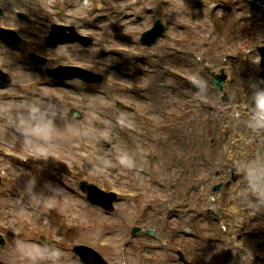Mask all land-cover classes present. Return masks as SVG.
<instances>
[{
    "label": "rangeland",
    "instance_id": "obj_1",
    "mask_svg": "<svg viewBox=\"0 0 264 264\" xmlns=\"http://www.w3.org/2000/svg\"><path fill=\"white\" fill-rule=\"evenodd\" d=\"M26 1L31 2L33 0ZM90 1L91 0H88V2L83 1L82 3H84V6H88ZM188 2L190 3V0L176 1L177 5L181 7L179 13L181 18L188 22L197 23L200 27L198 42H196L197 40H193L195 42L191 41L182 55V57L186 58L189 62L194 63L195 67L188 63L187 65H184L181 62H170V58L167 55L169 53L166 52V54H162L164 59H159L158 57L161 56L159 55L157 58L149 59L148 61H150V63L146 62L147 64L154 66L153 68L157 71H159L157 69L158 63H164V65L168 64L170 67L180 70L185 74H190L195 77L199 76V73L197 74V70L202 65L198 63V61L193 60L192 56L189 54L190 49H193L197 53L204 49H208V52L210 49H214L211 55L207 54V56H209V60L211 59L210 61L215 65H212L214 68L217 67L221 61L223 56V52H221V48L223 50V44L221 42L225 41V39L217 33L212 34V18L219 16L223 19L226 15L234 18L236 16L235 11H239L240 8L233 9V12L229 14H221L216 10H212L211 12L208 9H187L189 5ZM15 6H18L17 3H15ZM242 7H249V5L243 4ZM82 11L83 9L81 7V10H78V12L81 13ZM242 14L243 18L244 16L251 15L249 11L246 13V10L244 9ZM111 15L108 16L107 21L94 25L92 34L95 38L90 47L82 49L81 52L78 51L76 46L63 48L60 49L58 53L66 56L68 58L67 61L79 62L84 65H87V62L94 59L101 60L102 57L98 55L97 49L99 47L104 48L112 45V43L116 41L113 34L118 33V19ZM154 18L155 17L153 15H145L142 17V21H140V23L136 24L132 22V26L128 32L131 35L133 34V31H137L143 25H151V22L148 23L147 20ZM230 22L231 21H226L228 25L231 24ZM259 23L261 24L257 25ZM250 24L254 25L251 31L252 36L255 37L256 40L253 41H257V39L260 40V33L264 32V12L260 11L259 8H256V12H254L247 21H243L242 26L248 27ZM226 27L228 26L226 25ZM231 31V34L236 32L233 25H231ZM174 35L180 36L177 33ZM4 47L0 44L1 69L9 70L14 75L16 80L22 82L29 81L37 77L34 73H28L27 70L30 69V67L27 64L20 66L14 60V56H16L14 51ZM118 58L119 57H115V55L104 57L105 60L114 61V63L118 65V70L107 71L109 74L107 76L109 80L118 79L126 82L144 84H149L152 81L147 76H144L143 80L142 76H138V74L133 73L129 65V61L131 60L128 61L127 57L120 55L119 60L115 61ZM88 59L90 60L87 61ZM247 60H240L243 63L241 68L245 73H247L246 77L237 75L234 70L231 68L229 69L230 71H233V75L236 76L234 77L231 74V85L233 88H229L228 86V90L230 91L229 94L232 96H237L234 92L236 91V80L239 78L240 80L247 81V86L251 85V81H249L251 80V74H254L257 68H252L251 64H254V62L248 58ZM235 64L237 65L239 63ZM235 64H233V69L238 67L235 66ZM229 67L230 66H228V68ZM165 77L166 79L164 80V85H168L166 89L161 90L158 87L154 92L155 96L151 94L153 91H150L149 89L150 94L147 91L142 97H135L136 101L133 96L123 90L109 89L108 87L110 85L106 82H102L98 85H85L74 81L71 82L70 89H51V95L50 93L37 94L33 92L20 93L16 91L0 92L3 94L2 97L6 95V97L10 98L8 102L0 105V116L6 118V122L0 121V145L6 147L7 149H13L16 143H21L27 150L37 154L35 160L40 157H44L47 153L56 152L68 155L70 158L71 156H74L72 149H70V144H78L82 137H88V141L92 143V147L95 146L94 151H96L95 149L99 151L100 157L103 158V161L114 165L112 160L115 156L111 153L107 145L99 143L98 137L96 136L97 133L104 136L111 135L112 139L114 137L116 139L115 147L119 150V154L120 152H123L125 156L123 158L127 162L124 163L125 166L121 171H124L128 178L125 181H122V185L128 189L143 192L145 194L144 198H148L147 200H150L146 206L148 207L147 214L142 218L139 217L138 214L141 206L140 204L124 202L116 205L115 212L111 214L103 212L107 215H100V211L91 207L85 199V195L79 191L78 187H76V180L67 177V175L63 174L58 167L57 170L44 176L43 179L46 183H48L47 185L51 190L50 196H53V198L51 197L53 199L52 201L55 205L59 203L63 206L61 209L66 215L65 217H67L66 221L70 223L75 230L74 233L66 235V233L63 232V229H65L64 222H60L55 219L54 212L45 203L44 196L41 194L39 189H37L36 184L34 183V176L28 170L24 171L20 169L17 166V163L7 162L5 167L8 172L14 176L22 186H25L34 197L30 196L29 198L30 201H33V206L26 205L23 199L16 198L7 187L0 185V221H3V218L9 219L7 235L4 237L6 245L2 248L0 247V264H45L42 262L43 258L53 260L52 264H75L77 261L76 257L65 249L54 248V250H46L52 247L46 246V249H41L40 247L33 245V240L36 239L35 235L40 233L41 227L45 224L50 226L49 229L53 232V234H62L60 237L61 241L80 240L83 244L92 248H94L95 242L100 240L107 245L109 243L111 251L105 250V252H101V255L108 261L115 264H122V262H129L130 264H144L139 259L140 255H145L140 253L142 244L153 245L157 251L160 250L159 253L151 252L150 254H153L154 256L159 255L160 259H165L166 257L170 258L171 255L168 254L167 248H169V244H172V241L177 240V237L165 227L164 222L170 219L168 222H170L169 225L171 226H175L176 222L174 217L168 218L165 216V213L163 212L164 208L162 207L161 202L164 203L165 197L167 196L173 198L175 196V190L177 194H180V199L181 197H186L191 190V181L198 184V178L204 179L205 182L198 184L196 189L193 190L192 200L194 204H198L200 208H202V206H212L213 201H222L226 203L224 206L228 207L230 205L229 210H231V212L233 211L232 208L237 211L235 213L234 220L230 222L232 226L234 225L235 227H238V229H241L242 227L252 228L259 231V236L257 239L247 238L242 244V246L246 247V252L241 253L235 248V243L230 237L225 238L231 240L228 244V248L226 244L223 246L217 242H212L213 237L219 231L218 224L220 222L216 224V221L210 219V222L204 225V229H211L213 226L215 231L212 233L203 232V235L206 237L203 241H188V238H185L186 235H183L184 237L181 238L187 254L192 257V249L198 247V249L200 248L203 258L211 260L214 264H220L224 258L223 253L227 251V249L231 248L233 252L244 255L243 264H256L253 262V258H255L254 253H256L255 248H258L259 243L264 245V198L260 195L258 200L254 202L245 197L240 198V195L243 196L244 193L247 192V190L244 189H239V193H234V196L232 195V191H234L233 189L228 191L223 189L218 195L214 196L212 200H205V197L203 196V193L208 189V184H210L211 179L215 177V174L212 172L207 175V171L210 170L206 168L207 165L205 163L207 161H211L213 164H216V166L221 165V163L225 161L227 163V168L224 170L227 173L231 171L230 168H232L230 161L233 160V166L236 167L235 159L232 158L230 151L227 159H224V157L221 156L219 157L218 153L214 154V152H211L212 145L216 144L214 136H217V134L220 136L221 134L222 138L225 140L223 144L227 147L228 144L240 140L241 134H233L231 129L229 131L226 124V118H220L221 120H219L216 125L219 126L222 123H225V126L222 127V129L219 127L221 130L217 131V134L214 133V136L211 137L213 127L212 123L207 126L202 122L205 118V113L203 110H196L197 105H195V103L192 105L190 99L201 96L202 99L207 100L205 96H208V98H213L212 101L209 100L210 102L219 103V96L216 94L207 95L203 89L198 90L188 86H186V88L183 83H179L167 75H165ZM161 82L162 81H159V83ZM255 86L256 84L253 85V89ZM253 89L250 91H253ZM175 90L184 91V93H188L189 96L179 97L177 95L179 91L175 94ZM238 95H243L242 97L245 98V101L248 104L253 98V92L243 93L241 89L238 90ZM51 96L66 100L86 102L87 106L91 107V110L85 113H80L81 121L77 122L70 117L67 109L59 107L55 101H52ZM24 97L27 101H22V98ZM119 101H123L122 103L125 105H129L131 101L138 103L142 112H149L151 115H154L156 120L162 118L159 116L160 110H168L170 116L168 120L163 122L165 124H176L175 116H182L178 118L176 128L172 129L170 132L158 131L157 125L160 123L159 121L156 122L155 128L148 131L144 138L138 139L126 134L122 130H117L113 125V119H122L130 124H132L131 121H133L132 116L129 114L127 109L118 107L117 102ZM256 105L260 107L259 103ZM211 107L212 110H216L214 105H211ZM257 109L260 111V108ZM207 113H210L209 115L212 114L213 116L216 115L215 112L207 111ZM183 114H186V116L188 115L184 123ZM58 120L64 122L68 121L69 123H64L61 127V122ZM180 120H182L181 123ZM10 121H19L28 124H32L33 121L34 123L39 124V127L35 124H33V127L46 129V131L50 134H52L53 130V134L55 131L58 136H55L56 138L54 143H49L44 140H34L27 136L26 133L14 130L8 124ZM76 135L79 136V138L77 140H72V143L70 141V143L65 144L62 140L69 136ZM239 145L240 142H238V146ZM215 147L216 146L212 147L213 150H215ZM248 152L250 153V151ZM146 153L150 155L145 157L144 154ZM185 154L188 155V157ZM196 155L200 158V162L203 160L204 164L201 163L196 166L191 165L189 162V164H185L182 160H179L183 157V159L187 161L188 158L190 160ZM138 169L147 171L149 179L148 177L138 175L135 171ZM178 175H182V177L180 182L174 187V180ZM208 176L210 179H207ZM224 177L225 176H223V178ZM162 180H164L163 188L162 190H159L156 183H162ZM218 181L220 180L218 179ZM63 184L70 187L71 191L66 190ZM169 185L173 188L168 189L167 187ZM260 192L262 193V190H260ZM173 203L174 204L171 207L172 210L175 209V201H173ZM30 206L31 211L29 210ZM86 207H89L90 209L88 210ZM40 208L42 211H40ZM235 220L237 223H235ZM92 225H94L93 228H91ZM105 226L108 227V229L100 231V229ZM132 228L149 229L153 232L154 237H149L145 235V233H139L132 238L130 235ZM230 230H232V228H230ZM83 231H85V233H83ZM14 232H25V234L23 237H20L18 235H14ZM258 239L259 241L256 244ZM218 240L222 241L220 237ZM129 241L132 242L131 246H128ZM237 241L238 240L235 239V242ZM261 253L263 254L262 256L260 255L262 257V261H260L259 264H264V247ZM237 263L241 264V262Z\"/></svg>",
    "mask_w": 264,
    "mask_h": 264
},
{
    "label": "bare ground",
    "instance_id": "obj_2",
    "mask_svg": "<svg viewBox=\"0 0 264 264\" xmlns=\"http://www.w3.org/2000/svg\"><path fill=\"white\" fill-rule=\"evenodd\" d=\"M251 9H255L254 6L251 7ZM247 10H250L247 9ZM169 56V60L170 62H181L183 63L184 65H187L190 64L191 66L194 67V63L192 62H189L186 58L182 57L181 55H175V54H167ZM157 75L159 76V74L157 73ZM154 80V79H153ZM156 80H158L156 78ZM187 85H184V87H186ZM158 88V83L156 84H151L149 85V87H147L146 89H150V91H153L155 92ZM187 88V87H186ZM145 91V88L144 90L140 93H137L136 96L138 97H142L144 95V92ZM179 90H176L174 93L176 94ZM154 96L155 94L152 93ZM177 95L179 97H188L189 94L188 93H184V91H179L177 93ZM205 113V118L204 120H202V122H207V123H212V125L215 126V123L214 122H217L219 120V118L217 117H211V115H209L208 113L204 112ZM257 126L259 128H255L254 127V130L258 131V133H254L253 130H252V126H251V123L248 124L247 126L246 125H243V128H242V135H243V141L241 143V145H239L237 148H232L231 149V146L229 145V148L228 146L226 147L224 144H223V141L221 140L220 136L217 134V131H219V129L215 126L213 127L212 129V134H214L216 132L217 136H214L215 140H216V144L214 146L215 147V150L218 152V156L220 157H226L228 156L229 154V151H231V153L234 155V157L238 160V162L240 163L241 161V158L245 157V156H250L252 160H255L257 161V163H261L262 160L264 159V150H263V141H264V125L263 126H259V124H257ZM186 129V128H184ZM240 131H241V128H240ZM239 131V132H240ZM234 132L235 134L238 133V130L237 128L235 127L234 128ZM239 134V133H238ZM72 139V138H70ZM196 146V145H195ZM253 146V149H254V152H253V155H250L248 153V150H250V148H252ZM186 155V154H185ZM188 157V155H186ZM184 157V155H183ZM183 157L179 160H182L183 163L187 164L188 162L191 164V165H199V164H204L203 163V160H201L200 162V158L198 157V155L194 156L193 158H191L189 160L186 161L185 159H183ZM178 160V161H179ZM188 163V164H189ZM247 185V182L245 179H242L241 180V186H245ZM233 212L236 213L237 211L232 208ZM248 241V240H247ZM243 255H240L238 253H235V252H232L231 251V255H230V259H229V264H238L237 262H241V264H243Z\"/></svg>",
    "mask_w": 264,
    "mask_h": 264
}]
</instances>
